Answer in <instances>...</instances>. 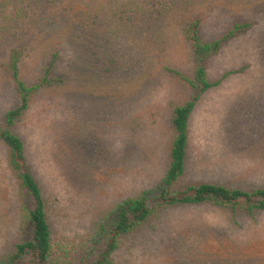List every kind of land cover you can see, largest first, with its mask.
I'll return each mask as SVG.
<instances>
[{
	"label": "rangeland",
	"instance_id": "1",
	"mask_svg": "<svg viewBox=\"0 0 264 264\" xmlns=\"http://www.w3.org/2000/svg\"><path fill=\"white\" fill-rule=\"evenodd\" d=\"M194 18L207 41L236 23L252 25L209 59L208 81L219 83L190 114L194 155L174 189L264 188V0H0L1 123L17 103L4 68L11 51L22 53L28 86L55 59L50 83L14 126L42 190L55 262L78 264L99 226L146 192L152 213L119 236L109 264H264L257 201L172 205L155 198L171 160L173 107L190 96L173 70L193 75L181 28ZM221 140L234 143L222 156L207 144ZM17 174L0 139V261L27 236L30 198Z\"/></svg>",
	"mask_w": 264,
	"mask_h": 264
},
{
	"label": "trees",
	"instance_id": "2",
	"mask_svg": "<svg viewBox=\"0 0 264 264\" xmlns=\"http://www.w3.org/2000/svg\"><path fill=\"white\" fill-rule=\"evenodd\" d=\"M251 22L236 23L221 37L207 41L203 37L200 18L185 20L182 24L183 34L191 45L194 55L193 75L187 76L173 70L184 80L190 89V96L185 102L175 105L172 110V125L174 138L172 143L171 160L163 184L154 192L160 204L198 203L213 201L221 205L237 204L240 201H257L264 208V188L253 191L236 190L212 183L192 185L184 190H175L174 185L185 170L186 148L188 143V121L190 114L200 99L201 94L217 85L219 81H208V62L219 53L238 33L251 27ZM22 53L12 50L9 59L4 63L6 73L15 83L17 103L8 110L3 123L0 122V139L5 141L11 150L13 165L17 171L19 186L30 198L26 212V239L17 243L15 250L6 261L0 264H59L53 259V237L48 221L46 206L41 187L29 167L24 143L14 131V126L22 120L33 94L43 85L50 83L49 75L55 59L42 79L28 86L20 77V60ZM152 192V191H151ZM150 193H144L136 198L125 201L115 211V218L109 224L99 226L97 234L88 241V248L78 264H109L110 256L116 247L117 239L123 233L130 231L143 222L152 213ZM96 256L93 259V256Z\"/></svg>",
	"mask_w": 264,
	"mask_h": 264
},
{
	"label": "crops",
	"instance_id": "3",
	"mask_svg": "<svg viewBox=\"0 0 264 264\" xmlns=\"http://www.w3.org/2000/svg\"><path fill=\"white\" fill-rule=\"evenodd\" d=\"M189 143L190 142H189V139H188L187 148H186L185 166H186V162H187L188 157L190 158V156L194 155V147H193V150L191 151ZM207 144L210 145L209 147H214L215 146L214 148L218 150L220 156H222V154H227L228 152L230 153V150L233 148V145H234V143L232 141L231 142L229 141L228 143H223L222 140L219 141L218 143L209 142ZM255 144H258V143H255ZM247 149H248V147L246 148V150ZM217 150H215V152ZM246 150H245V152H246ZM202 151H205V148H203ZM260 152H261V149H260ZM184 172H185V170H184Z\"/></svg>",
	"mask_w": 264,
	"mask_h": 264
}]
</instances>
